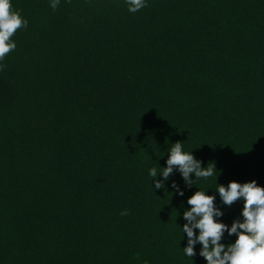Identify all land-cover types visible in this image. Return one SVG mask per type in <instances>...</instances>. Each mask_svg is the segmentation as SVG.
Listing matches in <instances>:
<instances>
[{
    "label": "trees",
    "instance_id": "1",
    "mask_svg": "<svg viewBox=\"0 0 264 264\" xmlns=\"http://www.w3.org/2000/svg\"><path fill=\"white\" fill-rule=\"evenodd\" d=\"M9 2L27 27L0 60V264H207L183 251L187 200L230 228L244 201L217 185L264 188V0ZM176 142L215 171L156 189Z\"/></svg>",
    "mask_w": 264,
    "mask_h": 264
},
{
    "label": "clouds",
    "instance_id": "2",
    "mask_svg": "<svg viewBox=\"0 0 264 264\" xmlns=\"http://www.w3.org/2000/svg\"><path fill=\"white\" fill-rule=\"evenodd\" d=\"M126 3L130 13L147 6L144 0H126ZM58 4L59 0H52L50 7L56 10ZM21 27H27V21L22 20L19 13L12 12L9 0H0V60L15 49L16 45L10 42V38ZM169 153L167 166L160 174L163 177L162 181L155 180L158 174L156 168H152L149 172L156 189L164 187V182L168 180L174 167L179 170L189 187L193 183L189 179L190 174H194L196 178H207L215 171L212 163H210L211 167L202 169L200 161L195 160L191 154L182 152L180 142H176ZM171 187L176 190V194L183 195L175 182ZM216 191L225 205H231L243 198L241 212L243 222L234 221L230 228L216 222L214 216H220L222 213L214 208V197L196 191L187 200L188 205L191 206L190 210L183 213V219L188 221L182 228L188 237L187 246L183 249L185 255L193 257L195 255L193 246L199 242L202 246L199 254L207 264H264V188L257 186L256 181L243 185L230 182L227 188L217 185ZM127 214V210L120 213L122 216ZM193 229H198L199 234L196 235ZM225 231L229 236L236 235L237 239L233 244L225 246L219 243Z\"/></svg>",
    "mask_w": 264,
    "mask_h": 264
}]
</instances>
